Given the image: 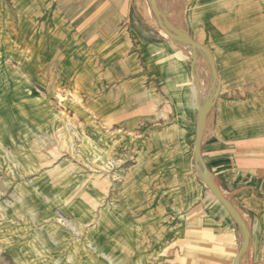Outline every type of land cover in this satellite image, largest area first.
<instances>
[{
    "label": "rangeland",
    "instance_id": "obj_1",
    "mask_svg": "<svg viewBox=\"0 0 264 264\" xmlns=\"http://www.w3.org/2000/svg\"><path fill=\"white\" fill-rule=\"evenodd\" d=\"M186 2L156 0L164 27L178 38L193 40L179 26ZM193 5L189 0V16ZM224 5L221 2L220 8ZM222 21L226 31L212 49L193 40L210 52V59L187 45L176 46L186 56L198 117L211 105L217 88L210 60L221 84L200 144L211 131L219 139L234 134L237 171L242 167L258 175L264 172V0H237L234 8L227 6ZM125 31L147 40L168 39L151 0H0V264H153L154 241L169 238L155 227L160 209L174 211L163 226L202 223L197 211L189 216V142L179 135L159 145L160 137L151 131L142 153H136L137 146L122 150L120 110L97 125L77 90L90 86L97 72L78 55L80 50L76 54L64 48L71 60L65 68L70 77L84 69L78 83L68 79L77 89L60 85V63L66 56L61 46H75V39L105 40ZM40 78L49 80V88H41L45 81ZM152 107L149 101L146 110ZM100 126L116 135L105 139ZM101 134L105 137L99 140ZM170 141L177 151L159 154L170 167L158 170L162 186L154 185L156 170L148 169V156ZM239 178L228 187L219 180V187L235 201L247 230L255 235V260L243 264H264L263 211L249 199L245 203L230 196L229 189L246 181ZM197 186L194 194L201 192ZM262 189L256 190L260 199L264 184ZM158 190H173L181 199L159 202L154 200ZM207 198L204 194L202 201ZM203 235L194 229L193 246ZM185 250L182 263L189 264V240ZM235 251L229 262L195 256L191 263L231 264Z\"/></svg>",
    "mask_w": 264,
    "mask_h": 264
},
{
    "label": "crops",
    "instance_id": "obj_2",
    "mask_svg": "<svg viewBox=\"0 0 264 264\" xmlns=\"http://www.w3.org/2000/svg\"><path fill=\"white\" fill-rule=\"evenodd\" d=\"M178 1H187L183 5L184 19L179 24L181 29L188 34L190 32L194 38L193 40L201 41L204 46L212 49L215 41L226 31L225 24H221V22L223 23L222 18L225 16V9L227 6L228 8H234L237 0H192L194 5L191 8L190 16L189 0ZM221 2L222 5L225 4L222 8H220ZM227 2L229 3L226 4ZM237 5L239 9V4ZM206 10L212 12L207 13ZM176 44L178 42L169 38L147 40L142 39L139 34H129L127 31L105 40L97 39L90 43L82 39H75L73 44L75 46H70V44L64 47L61 46L66 56L60 63L62 65V70L59 72L60 85L73 88L71 80L76 79L74 80L76 83L82 80L83 68L76 71L74 77H70L73 74L65 71L71 60L67 58L69 52L64 48H73L76 54V50H80L78 55L84 60L90 61V63H84V65L87 64L90 68L95 67L97 72L95 73V80L90 83V86H77L78 89L74 88L83 94V104L89 109L90 120L97 125H101L98 121L102 118L109 116V114L115 115L120 110L121 125L120 130L117 132H120L122 150L126 147L130 148L132 146L135 148L137 146L136 153H142L141 145L148 143L146 137L149 136L151 131L157 132L156 136L160 137L159 145H162V143L164 145L167 137L176 138L179 135L182 137V142H189V216L197 211V214H202V223L197 226H193L191 223L189 226L185 224L177 225V223L163 226L162 222L165 221L163 219H166V217L172 218L174 211L169 210L166 214L165 211L160 209L155 214V217L159 216L160 224H155V227L165 235L169 234V238L154 241L153 264H183L184 261L181 258L186 256L185 249L188 240L189 264H192L191 262H193L195 256L207 257L211 260L218 258L220 261L229 262L235 248L234 258L241 247L242 234L230 213L214 198L202 182L197 171L193 153L197 112L194 109L193 90L189 83L186 56ZM46 69L48 67L45 66L41 71L46 72ZM40 79V81L42 79L45 81V78ZM219 87L221 89L220 81ZM41 88L43 90L49 88V80L45 81ZM48 99L50 101V97ZM149 101L150 105L153 106L150 108L152 111L146 110ZM218 101L219 97L215 100V108ZM102 127L99 129H102L106 137L101 134L98 137L99 140L103 136L106 139L116 135L112 132L114 130H107ZM230 136L231 139L226 136L225 139L215 138V131H211L205 141H202L200 154L208 175L211 177L216 190L233 206L242 219L244 217L237 208L235 201L223 194L218 181L223 180L228 187L230 184L235 183L238 177L241 181L246 179L239 188L229 189L230 196L239 198L245 203H249L248 199L250 202H255L258 207L262 208L263 217L264 199L256 196V190L258 188H260V192L263 190L264 180L261 177H264V172L256 175L257 173H250L241 167L238 173L232 150V146L236 142L232 140V137L235 135L231 134ZM132 137L137 138V140L132 139ZM162 139H164V142H162ZM172 146L170 141L164 149L156 153L153 152V155L149 154L148 156L151 158L147 159L148 169L156 170L153 180L154 182L157 180V184L154 185L162 186L163 174L158 170L170 167V164H168L170 162H161L159 154L171 153L173 150L176 152L177 148ZM163 172L165 173V171ZM259 178L261 179L260 182ZM195 184L198 185L197 187L201 192H195L194 194ZM156 188L160 189L157 186ZM203 190L206 192H203ZM173 193V190L169 193L160 190L155 191L154 200L159 202L166 199L177 200L179 195ZM204 194L211 200L207 198V202L202 201ZM240 194L242 197H238ZM243 221L245 223L244 219ZM168 223H170V220ZM196 228L204 235L200 239L201 241L193 246V233ZM248 232V247L240 264L247 260L250 261L252 258L255 260V235L251 229ZM194 248H197V250L195 251Z\"/></svg>",
    "mask_w": 264,
    "mask_h": 264
},
{
    "label": "water",
    "instance_id": "obj_3",
    "mask_svg": "<svg viewBox=\"0 0 264 264\" xmlns=\"http://www.w3.org/2000/svg\"><path fill=\"white\" fill-rule=\"evenodd\" d=\"M151 4H152V10H153V13H154V16H155V19L157 21L159 28L167 35V37L169 39H171L175 42L187 45L194 50H198V52L205 50V48H203V46L194 42L193 40L189 39L188 37L185 38L184 40H180L177 36H175L171 32H169V30H167L164 27L162 21L159 18L156 0H151ZM208 66H209V69L212 71L215 80L217 81V88H216V91L214 93V98H213V101H211V106L209 107V109L204 111L199 117L197 116V121H196V126H195V139H194V145H193V153H194V157H195L197 171L200 174L202 182L210 190V192L212 193L214 198L219 203H221L225 207V209L230 213L232 219L234 220V222L236 223V225L240 229L241 234L243 232L241 247H240L237 255L235 256V258L232 262V264H240V261H241L242 257L244 256L245 251L247 250V247H248V241H249L248 230H247L246 225H245L243 219L241 218V216L237 213V211L233 208V206L220 195V193L214 187L212 180L209 178L207 169L205 167V164H204L202 157H201V154H200V146H201L200 141H201V137L203 135L205 120H206V117H207L210 109L213 107L215 100H216V98L220 92L219 81H218V76H217V72L215 69V65L210 60V62H208Z\"/></svg>",
    "mask_w": 264,
    "mask_h": 264
},
{
    "label": "bare ground",
    "instance_id": "obj_4",
    "mask_svg": "<svg viewBox=\"0 0 264 264\" xmlns=\"http://www.w3.org/2000/svg\"><path fill=\"white\" fill-rule=\"evenodd\" d=\"M261 8V7H260ZM256 9V8H255ZM257 11V10H256ZM255 12V11H254ZM253 12V13H254ZM248 13V12H247ZM249 14H250V12H249ZM260 14V13H259ZM247 16V15H246ZM261 15H259V17H260ZM248 17V16H247ZM246 19V18H245ZM262 19V18H261ZM260 19V20H261ZM230 26V25H229ZM232 29V28H231ZM231 32H233V33H236L234 30H232ZM231 32H229V33H231ZM232 34V33H231ZM241 35V34H240ZM261 35V34H260ZM236 36H239V35H236ZM186 37H179V39L180 40H184ZM242 41V40H241ZM249 42V41H248ZM244 46V45H243ZM252 51V50H251ZM209 53V54H208ZM237 53V52H236ZM202 55L203 56H205V57H207V58H209L210 59V52L206 49V50H204V51H202ZM238 55V54H237ZM222 60H223V58H222ZM231 60V59H230ZM251 61V60H250ZM253 61H255V60H253ZM249 62V61H248ZM252 62V61H251ZM254 63V62H253ZM249 64V63H248ZM254 66V65H253ZM248 68V67H247ZM211 106V105H210ZM210 106H208V105H206L205 107H203L201 110H200V112H199V116L204 112V111H206V110H208L209 109V107ZM209 178L211 179V177L209 176ZM242 235H243V232H242Z\"/></svg>",
    "mask_w": 264,
    "mask_h": 264
}]
</instances>
